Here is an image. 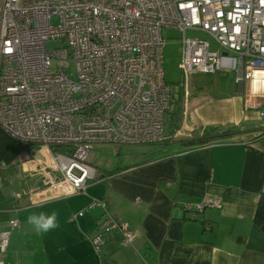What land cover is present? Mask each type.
<instances>
[{
    "label": "built area",
    "instance_id": "1",
    "mask_svg": "<svg viewBox=\"0 0 264 264\" xmlns=\"http://www.w3.org/2000/svg\"><path fill=\"white\" fill-rule=\"evenodd\" d=\"M163 27L182 32L185 74L233 70L246 108L264 105V0H0V129L49 152L57 177L49 181L48 197L85 191L95 179L87 157L97 144L164 140L173 87L164 81ZM187 29L210 34L218 50L185 38ZM50 40L61 44L48 49ZM71 62L75 75L68 72ZM258 115L264 117V109ZM60 145L66 150H52ZM96 204L106 209L103 200ZM219 205L208 197L183 209L196 217ZM16 225L8 220L10 229ZM114 228L122 244L135 238L128 222L105 211L90 235L95 252L102 234ZM9 232H0V257Z\"/></svg>",
    "mask_w": 264,
    "mask_h": 264
},
{
    "label": "crops",
    "instance_id": "2",
    "mask_svg": "<svg viewBox=\"0 0 264 264\" xmlns=\"http://www.w3.org/2000/svg\"><path fill=\"white\" fill-rule=\"evenodd\" d=\"M220 77L221 82L196 90L172 86L170 110L178 108L177 129L171 131L168 113L162 142L144 144L154 146L132 158L93 165L95 179L83 193L48 197L49 181L57 177L50 154L44 147L26 145L7 165L22 189L12 191L21 197L11 195L8 216L0 217V232L10 231L0 264H264V218L260 224L254 221L264 193V117L258 115L264 105L246 108L240 86L235 82L233 89ZM217 126L231 127L232 135L189 145L188 139ZM27 178H33V186ZM208 197L218 199L219 207H207L196 217L183 209L185 203ZM96 199L106 209L91 206ZM39 210L56 211L60 226L37 234L27 216ZM79 211L83 214L73 219ZM105 211L128 222L135 238L122 244L114 228L102 234L97 253L90 235ZM10 218L17 220L12 229ZM165 242L170 248L160 259Z\"/></svg>",
    "mask_w": 264,
    "mask_h": 264
},
{
    "label": "rangeland",
    "instance_id": "3",
    "mask_svg": "<svg viewBox=\"0 0 264 264\" xmlns=\"http://www.w3.org/2000/svg\"><path fill=\"white\" fill-rule=\"evenodd\" d=\"M161 36L165 41L162 54V68L165 82L172 86H180V84H184L187 85L189 90H196L200 87L221 82L222 78L220 76H224L226 85L233 89L237 88V85H235V82L233 81V71L230 69L218 71L215 74L204 73L202 71H191L185 74L180 67V43L183 37L182 32L175 28L163 27L161 29ZM184 37L205 40L209 45V51L215 52L218 50L216 40L210 34L204 31L197 29H187L184 33ZM60 44L61 41L59 40H50L46 43V46L48 49H52L56 48ZM51 67L55 68V60L52 61ZM68 72L75 75V65L73 62H71ZM151 146L154 145L139 144L121 146L111 143L97 144L89 152L87 162L91 165L104 167L105 165H111V163H115L119 157L132 158L134 155L142 154V150ZM27 181L30 186L34 185L35 181L33 178H27ZM37 185L39 186V184ZM0 189L7 200H9V204L12 202V191L15 189H22V187L17 183V179L10 165L6 167H0Z\"/></svg>",
    "mask_w": 264,
    "mask_h": 264
},
{
    "label": "trees",
    "instance_id": "4",
    "mask_svg": "<svg viewBox=\"0 0 264 264\" xmlns=\"http://www.w3.org/2000/svg\"><path fill=\"white\" fill-rule=\"evenodd\" d=\"M180 96V95H179ZM178 107V106H177ZM169 113L170 119V127L171 131H174L178 127V108L174 109V111L169 110L167 112V115ZM233 133V129L230 128H220V127H211L208 129H205L202 134L198 136H194L189 140V145H193V147L207 145L210 143L215 142L216 140H219L223 138L224 136H231ZM264 134V131L261 133V135ZM26 144L19 142L18 140L12 138L7 133L2 131L0 129V165L1 163H4L5 165L10 164L15 157L23 150L25 149ZM192 147V148H193ZM52 150L56 151H65L66 147L64 146H56L52 147ZM110 172V171H109ZM112 172V171H111ZM8 200L5 199L1 189H0V217L6 218L8 209ZM264 218V193L261 194L259 201L257 203V207L254 214V221L257 224H260L261 221ZM170 248V243L165 242L160 250V259H165L168 254V250Z\"/></svg>",
    "mask_w": 264,
    "mask_h": 264
},
{
    "label": "clouds",
    "instance_id": "5",
    "mask_svg": "<svg viewBox=\"0 0 264 264\" xmlns=\"http://www.w3.org/2000/svg\"><path fill=\"white\" fill-rule=\"evenodd\" d=\"M27 223L33 227V230L40 235L46 234L57 229L60 225L56 211H30L27 216Z\"/></svg>",
    "mask_w": 264,
    "mask_h": 264
}]
</instances>
